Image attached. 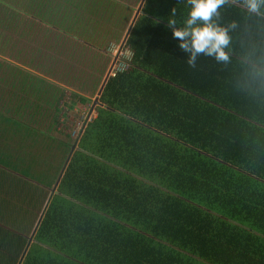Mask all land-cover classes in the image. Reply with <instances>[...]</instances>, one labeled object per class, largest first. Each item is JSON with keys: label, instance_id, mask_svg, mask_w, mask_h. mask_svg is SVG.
Segmentation results:
<instances>
[{"label": "trees", "instance_id": "1", "mask_svg": "<svg viewBox=\"0 0 264 264\" xmlns=\"http://www.w3.org/2000/svg\"><path fill=\"white\" fill-rule=\"evenodd\" d=\"M19 3L0 0L6 30L30 36L37 27L94 54L130 25L122 44L130 57L104 82L103 68L96 72L93 85H103L95 115L83 123L21 264H264V86L242 87L245 56L264 59V5L260 15L239 0L221 8L217 23L237 24L229 32L235 61L219 66L200 54L190 68L166 26L173 8L176 19L187 16L185 0H140L130 20L119 0H23L16 9ZM40 63L48 76L64 71ZM14 68L9 82L2 77V126L14 114L4 101L28 124L40 110L33 96L57 87ZM58 89L56 99L41 102L55 113ZM69 93L67 107L87 100ZM22 104H32L28 113H20ZM5 166L0 159V174ZM5 178L0 207L12 188ZM3 233L9 230L0 226V264H7L17 251Z\"/></svg>", "mask_w": 264, "mask_h": 264}, {"label": "rangeland", "instance_id": "2", "mask_svg": "<svg viewBox=\"0 0 264 264\" xmlns=\"http://www.w3.org/2000/svg\"><path fill=\"white\" fill-rule=\"evenodd\" d=\"M22 1L20 0L16 9L20 8ZM139 1L119 0V2L127 3L129 20L130 15L132 16L139 6ZM1 9L0 7V90L4 85L3 75H6L7 82L16 76L13 75L16 70L15 66L32 71L34 74L49 77L57 86L45 88L46 92L33 96V100L40 103V110H36L35 117L29 120L28 124L20 120V114H18L14 104L8 101L3 103V106H13L14 114L8 112L6 115L9 119V125L2 126L0 124V148L3 147L0 150V159H3L6 163L5 169L14 177L13 184L15 186L9 193L7 190L8 195H4V199L12 206V209L9 212L5 207H0V226L19 234L20 231L17 230L15 224H11L8 219H15L16 214L14 213L25 208L37 219L41 217V210L47 206L46 201L49 194L52 193L51 189L56 186L55 181L59 169L63 166L66 158L76 149L78 134L83 123L95 115L98 105V90L100 89L96 88V85L98 87V79L95 78L96 72H100V69L103 68L104 74L107 63L109 70L124 68L130 57V51L127 48L120 51L113 43L107 44V47L105 44L101 48L106 53L107 63L95 59L91 61L88 55L93 53L92 50L79 49L77 44L71 45L69 36L55 41L49 33L40 32L37 27H35L37 30L30 32L32 34L30 36L15 35L11 27L6 30L5 22H1L4 20L6 9L2 12ZM11 24L12 20L9 26ZM77 24L78 22H75L74 26ZM127 25L128 17L124 26L125 29ZM43 27L41 24V28ZM86 30L82 29L78 32L83 34L82 38L88 39ZM54 58H57V61L52 60ZM45 59L57 66H63L64 71H55V77L46 75L44 71L49 69L40 63L41 60ZM60 78L65 80H60ZM56 80L63 84V88L67 87V91L60 95L59 105L57 104L59 110L55 113L51 107L41 102L44 99L54 100L57 98V93L60 91ZM93 82L96 85H93ZM69 90H73L77 95L85 96L87 100L82 103L76 101L71 107H67L72 99ZM31 105H23L24 108L20 113H28L29 110L25 108ZM52 115H55V123H52L49 118ZM28 214L25 216L26 218H30ZM31 221L29 226L27 225L24 235H22L24 239H27L32 230H35L34 222ZM23 222L26 224L24 219ZM37 225L38 220L35 223V226ZM18 228L24 229L20 225Z\"/></svg>", "mask_w": 264, "mask_h": 264}, {"label": "clouds", "instance_id": "3", "mask_svg": "<svg viewBox=\"0 0 264 264\" xmlns=\"http://www.w3.org/2000/svg\"><path fill=\"white\" fill-rule=\"evenodd\" d=\"M185 2L190 6L187 16L176 19V10L173 8L167 18L166 26L168 32L171 30L173 38L179 41L178 48L187 54L185 60L187 66L194 68L196 59L200 54L208 56L210 60L219 66L231 63L234 60L230 48V46H233V40H231L229 32L234 30L237 24L233 21L227 26H221L217 21L220 19V9L230 2L236 3L237 0H185ZM239 2L249 13H256L257 15L261 14L260 8L264 5V0H239ZM129 28L130 25L118 40L119 43L118 41H110L108 44L113 43L121 51ZM235 46H238L237 43ZM241 53L235 58L241 60ZM113 70L114 68L109 70L107 64L104 76L107 71L108 75H111L112 72H115ZM261 86H264V59L255 57L254 53H250L244 58L242 87ZM64 167L65 161L63 163Z\"/></svg>", "mask_w": 264, "mask_h": 264}, {"label": "crops", "instance_id": "4", "mask_svg": "<svg viewBox=\"0 0 264 264\" xmlns=\"http://www.w3.org/2000/svg\"><path fill=\"white\" fill-rule=\"evenodd\" d=\"M137 14V12H135V14H134V16ZM124 34V33H123ZM123 35H121V37H122ZM120 37V38H121ZM119 38V39H120ZM110 41H113L112 39H110V40H105V41H101V43H102V45L101 46H103L104 47V45L106 44V47H107V42H110ZM101 54H97V53H92V55H93V58L95 59V60H102V61H105L106 63H107V57H106V53H105V51L104 50H102V51H99ZM107 56H108V54H107ZM108 64V63H107ZM59 86H63V85H58V87ZM65 91H67V90H65V88H63V92H65ZM99 91V90H98ZM78 93V92H77ZM154 140V139H153ZM152 139H151V142H149L148 143V145L149 146H152L151 144H155V142L153 141ZM63 171H64V168H60L59 169V174H58V176L56 177V183L59 181V180H57L58 179V177H59V175H60V173H63ZM1 176H4V177H6L5 179H8L7 180V183H8V185L9 186H11L12 188L11 189H13L14 188V184H13V181H14V177L12 176V175H10L9 173H8V171L4 168L2 171H1V174H0V177ZM61 177V176H60ZM60 177H59V179H60ZM23 180H25V179H23ZM25 181H27V180H25ZM9 212L11 211V209H12V206L11 205H7L6 207H5ZM24 213V214H23ZM29 211H28V209L27 208H25L24 210H21V211H16L14 214H16V217H15V219H13V220H11V218H9L8 219V221L9 222H11V224H15V226H16V228H17V230L18 231H20L19 232V234H16L14 231H10L9 230V233H3V234H5V235H1V236H5V238H4V242H7V241H11L12 243H13V249H15V251H17L16 253H13V255L11 256L12 257V260H11V262H8L7 264H21L22 262H23V258L25 257V255L29 252V251H31V249H32V247L33 246H30V243L32 242V238H34V233H35V231L34 230H32V232H31V234H30V236L27 238V239H24L23 237H22V235H24V231L27 229V227L29 226L28 224H29V222L31 221V222H34V226H35V223H36V216L35 215H33V214H31V213H29ZM29 215L30 216V218H26L25 216L26 215ZM31 216H34L33 218L31 217ZM23 219L26 221V224L23 222ZM18 223H19V225H20V227H24V229H20V228H18L19 227V225H18ZM22 224V225H21ZM28 225V226H27ZM22 232V233H21ZM18 237H20V238H18ZM21 238H23V239H21ZM16 243H18V244H16ZM35 249V248H34ZM2 258H4V255H2ZM4 264V263H3Z\"/></svg>", "mask_w": 264, "mask_h": 264}, {"label": "water", "instance_id": "5", "mask_svg": "<svg viewBox=\"0 0 264 264\" xmlns=\"http://www.w3.org/2000/svg\"><path fill=\"white\" fill-rule=\"evenodd\" d=\"M107 75H108V71H107V73L105 74V76H104V78H103V82H104V80H106ZM103 82H102V85H103ZM102 85H100V89H99L98 93L100 92ZM67 158H68V157H67ZM67 158H66V160H65V164H66V162H67ZM60 176H61V173H60L59 177H60ZM59 177H58L57 180H59Z\"/></svg>", "mask_w": 264, "mask_h": 264}, {"label": "built area", "instance_id": "6", "mask_svg": "<svg viewBox=\"0 0 264 264\" xmlns=\"http://www.w3.org/2000/svg\"><path fill=\"white\" fill-rule=\"evenodd\" d=\"M120 69H122V68H120ZM120 69H118V70H120ZM115 71H116V70H115ZM113 73H114V72H112L111 75H113Z\"/></svg>", "mask_w": 264, "mask_h": 264}]
</instances>
